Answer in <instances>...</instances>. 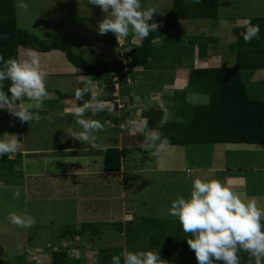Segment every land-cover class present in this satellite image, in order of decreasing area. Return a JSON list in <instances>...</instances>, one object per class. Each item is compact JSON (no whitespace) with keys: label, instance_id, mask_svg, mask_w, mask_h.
Instances as JSON below:
<instances>
[{"label":"rangeland","instance_id":"obj_1","mask_svg":"<svg viewBox=\"0 0 264 264\" xmlns=\"http://www.w3.org/2000/svg\"><path fill=\"white\" fill-rule=\"evenodd\" d=\"M21 4L23 7L20 6ZM172 4L173 0H141L142 9L153 7L156 10L150 23L153 21L159 23L171 10ZM15 8L18 27L41 39H63L72 46L78 56L88 61L126 60V53L129 51L125 46L127 41L122 39L115 43L116 37L113 33L108 32L103 35L98 33V23L105 14L99 6L92 5L87 0H15ZM261 17H264V0H219L218 20L179 22L172 32L184 37V43L168 47L164 40L155 42L157 55L145 69L137 71V85L131 88V91L136 96L142 95L147 98L162 87L165 81L171 79L178 69L188 70L195 64L197 69L209 66L219 68L234 66L236 57L231 51V46L236 43L234 28L236 25H242L245 18L251 20ZM131 36L130 33L128 39ZM194 36H205L217 41L213 47L212 45L208 47L207 60L197 62L198 53L195 46L190 44ZM130 40L133 44L140 42L135 37ZM119 44H122V47ZM56 62H67V60L61 55L57 57ZM61 66L56 68L62 69ZM64 66L66 69L67 65ZM242 76L250 98L264 101V71H245ZM49 79H51L49 84L57 83L56 87H58L60 83L65 91L71 88L67 78ZM63 90L61 93L64 92ZM59 96L57 94L55 101ZM181 96L178 95L180 98ZM208 99L205 94L190 93L187 96V103L205 105ZM57 103L58 101L48 102L43 107L54 108ZM163 104L168 106L167 121H176L175 108H172L174 104L169 101ZM14 120L15 117H11L8 112L0 111V133H2L0 135L20 131ZM50 125L47 134L51 132L62 135L64 130L66 131L64 127L57 133L56 130H52L56 129L55 124ZM73 126L75 131L81 130L78 124L74 123ZM60 128L58 126V129ZM68 131L70 129H67ZM40 132L42 129L38 131ZM58 135L55 139L44 140L45 145L49 142L51 145L53 142H69L70 136L67 133L68 139L59 138ZM107 138L104 142L110 139ZM39 143L42 145L43 141ZM74 143L82 142L75 139ZM140 144L141 142H135L132 146L127 145L130 150L127 166L131 171L129 170L124 177L125 180L121 181V188L118 184L119 177L116 176V179L112 177V179L96 180L97 188L103 187L100 199L103 200L102 202L99 201L97 191L87 189L85 186L80 188L81 192L87 194L89 200H98L92 204V210L87 206L82 209L78 198L80 196L77 195L79 191L73 192L72 182L66 181L70 185L61 188L54 184L53 190L45 194L43 190L35 189L34 181L23 180L20 172L10 174V170L2 168L5 166L4 162L0 163L2 165L0 173L3 174L0 178L3 182L0 185V245L5 250L4 262L50 264L51 253L64 247L69 248L71 258L69 264H97L99 252L104 249H110L112 257L116 255L122 257V253L128 249L119 223H122L127 214L128 218H132L133 215L137 223L148 218L169 220V234L176 246L175 257L182 258V251L184 257L190 256L197 264L194 251L187 244L191 234L185 233L178 219L167 213L172 200L180 195L185 197L189 195L194 178L217 179L225 182L226 174L232 175L234 171L241 169L248 181L249 198H255L257 203H260V198L261 207L264 208V152L260 151L264 150L263 146L262 149L257 148L256 145L174 146L164 152H157L153 147L144 145L143 147ZM138 165H144L146 171H139ZM148 166L150 167L147 168ZM25 181L26 189L23 187ZM17 188L20 189V196L13 198V190ZM75 193L77 196L74 195ZM10 212H15L17 215L28 214L34 217L36 222L30 228L19 227L10 222L8 218ZM88 221L97 225L84 226ZM67 232L69 236H65ZM79 233L81 236L73 237ZM147 238V236L143 237L137 244L141 248L146 247L149 243ZM137 244L136 247H139ZM74 259L80 260L76 262ZM216 264L223 262L218 261Z\"/></svg>","mask_w":264,"mask_h":264},{"label":"trees","instance_id":"obj_2","mask_svg":"<svg viewBox=\"0 0 264 264\" xmlns=\"http://www.w3.org/2000/svg\"><path fill=\"white\" fill-rule=\"evenodd\" d=\"M218 19L219 0H200V3H193L192 0H173L171 10L157 23L160 26L155 33H150L140 44L134 45L128 41L126 48L129 51L126 53L125 61L120 59L106 62L88 61L78 56L72 46L63 39H41L19 28L16 21L15 0H0V56L4 59L19 57L20 48L36 49L39 53L59 51L72 66L95 79L105 78L106 82L112 84L111 79L120 76L121 82H124L127 77L134 75L137 68L145 69L156 57L155 42L164 40L168 47L184 43V37L172 32L179 22ZM251 22L260 25L259 38L245 42L240 35L244 31L242 25H236L233 30L236 37V43L231 46V51L236 57L234 66L225 68L209 66L197 69L195 65H192L189 69L187 90L163 98L164 102L169 101L174 104L172 108H175L176 121H167L161 126L164 110L149 107L143 112L148 128L157 129L166 136L170 141L169 147L264 145V101L250 98L242 76L245 71H264V17L251 19ZM190 44L195 46L198 60H207L208 47L210 45L213 47L217 41L205 36H194ZM4 83L7 88L9 82ZM190 93L207 95L208 103L205 105L188 104L187 96ZM178 95H182L181 98ZM83 101L82 99L78 103H83ZM167 107L164 105L165 110ZM127 153V150L114 148L106 150L104 171L119 172L122 159ZM6 158L5 156L4 160ZM169 223L170 221L165 219L148 218L140 223L133 220L125 224L119 223V225L122 226L120 231L126 238L125 243L129 251L152 250L159 252L161 259L167 261L168 264H195L190 256L184 257L185 254L182 251V258L175 257L176 246L169 234ZM84 226L96 225L85 224ZM65 236H69V233L67 232ZM77 236H81V233L73 235V237ZM145 236L148 237L149 243L141 248L137 243ZM136 244L139 247H136ZM4 255L5 250L0 245V264H6ZM238 256L239 264H255L246 251L239 250ZM50 257V264H69L71 259L68 247L55 250ZM111 258L110 249L101 250L97 264H111ZM74 260L79 262V260Z\"/></svg>","mask_w":264,"mask_h":264},{"label":"clouds","instance_id":"obj_3","mask_svg":"<svg viewBox=\"0 0 264 264\" xmlns=\"http://www.w3.org/2000/svg\"><path fill=\"white\" fill-rule=\"evenodd\" d=\"M99 6L105 14L98 23L97 31L103 35L111 32L118 42L131 33L142 42L150 33H155L160 26L152 21L155 8L142 9L141 0H87ZM200 3V0H192ZM23 7V4L20 5ZM244 31L240 33L245 42L259 38L260 25L253 24L249 18L242 21ZM120 46V45H119ZM122 47V46H120ZM117 78V76H115ZM113 77V78H115ZM48 73L41 65V56L36 49L29 48L23 58L4 59L0 56V110L7 111L20 122H39V111L48 95L46 81ZM5 81L8 86L5 88ZM86 87L93 86L91 80L84 81ZM10 93V94H9ZM74 99L81 101L85 95L82 88L74 91ZM30 103L25 105L24 101ZM19 101V103H17ZM103 100L94 96L71 109L79 131L70 130L68 135L87 143L91 148L100 147L96 143L95 132L104 125L96 119L85 118L86 112L94 116L105 110ZM36 109V110H33ZM165 111L161 126L167 122ZM131 132L147 129L146 121L139 124H122ZM146 147H153L157 152H164L170 146L169 139L159 130H148L145 135ZM21 149V140L16 135H0V157L17 154ZM20 189L13 190V198H19ZM169 216L177 218L183 231L190 233L187 244L194 251L197 264H239L238 251H246L255 264L264 262V209L258 207L255 198H244L227 183L217 179L194 178L187 197L180 195L171 201L167 209ZM8 218L12 224L30 228L35 218L10 212ZM111 264H168L161 259L160 253L152 250H125L111 258Z\"/></svg>","mask_w":264,"mask_h":264},{"label":"crops","instance_id":"obj_4","mask_svg":"<svg viewBox=\"0 0 264 264\" xmlns=\"http://www.w3.org/2000/svg\"><path fill=\"white\" fill-rule=\"evenodd\" d=\"M131 38H134V36L132 35ZM130 39H128V37L124 38V40L127 41L126 43L124 42L125 46H127L128 41L133 44ZM115 43H118L116 39ZM140 43L141 42L135 43L134 45ZM58 53L63 56V54L59 51L40 53L41 59H44L41 61V65L48 73V81H46L48 95L44 99L41 108L33 110L39 111L41 119L39 122H20L19 119L15 117V125L20 127V131L16 133L9 132L8 134L16 135L17 138L21 140V149L17 154L10 157H8L9 154H5L3 157H0V163L4 162L5 165L3 167L0 164V169L2 166L3 169L6 168L10 170V174L20 172L23 176V180L28 179L34 181L33 186L35 189L43 190L45 194L50 193L53 190L52 187L54 184V186H59L61 188L62 186L64 187L66 185H70L69 183L67 184L66 181L72 182L74 187L73 192L79 191L77 195L80 196L78 198L80 199L79 203H81L82 209L87 206L89 210H92V204L96 203L98 200H89L87 194H85V192H81L80 188L85 186L87 189L89 188L97 191L100 197L99 201L102 202L103 200L100 199L102 198L101 191L103 187L97 188L96 180H102L103 178L112 179V177L116 176L119 177L118 184H120L119 186L121 188V181L125 180L124 177L130 170L127 166L128 156L130 155L128 146H132L135 142H141L142 146H145L147 143L145 135L148 130H151L148 126L147 129H134L130 132L127 127L122 128L121 125L130 123L139 124L141 121H146L147 123V119L143 117V112L149 107L166 111L164 109L163 103L165 102L163 101V98L171 97L176 93H181L187 90L190 70L178 69L171 79L165 81L162 87L145 98L142 95L136 96L131 91L133 87L137 85L136 73L137 71H141L142 68H137L134 75L132 77H127L124 82H121L120 76H117V82H115L114 78H112V84H110L106 82L105 78L95 79L91 77L85 72L72 66L68 61L56 62L57 57L61 56ZM25 54L26 49L20 48L19 58H23ZM197 62L202 61L199 60ZM65 64L68 66H66V69L64 68ZM58 66H61L62 69L56 68ZM196 66L197 64H195V67ZM58 76L60 77L59 79L67 78L71 83V88L65 91L61 88L60 83H58V87H56L57 83H48L51 80L49 78L59 80L57 78ZM87 80H91L93 82L92 87L88 88L85 86L84 81ZM77 88H82L85 91V97L83 100H89L94 96L96 99L103 100L106 104L105 110L98 112L94 116L91 112L85 113V118L99 120L104 125L102 130L94 133L96 136V143L100 147L91 148V146H88L87 143L83 142L76 144L74 143L75 139L71 136L69 137L70 140L67 143L53 142L51 145L48 141L49 143L45 145L46 139H55L58 135L51 132L47 134L46 131L50 130L48 129V127L51 126L50 124H55L56 129L52 130H56L57 133H59V130L66 127V131L64 130L62 135H58L59 138H66V133H69V131L67 132V129L75 131V126H73L75 118L72 115L71 109L74 105L78 104V101L74 99L73 95L75 89ZM61 90L64 92L62 91L63 93H61ZM57 94L60 96L55 101ZM87 95H89V98H87ZM57 101L58 103L55 105L56 107L52 108V106H50V108H44L46 103ZM29 103L30 102L27 100L24 101L25 105ZM10 116L14 117L12 115ZM58 126L61 128L58 129ZM41 129L42 132L38 133ZM4 135L7 137V133H4ZM107 137L110 139L107 142H104L108 139ZM40 141H43L44 145H41V143H39ZM261 146L264 147V145H256L259 149H262ZM113 148L118 150H127L128 153L126 157L122 159V167L119 172L107 173L104 171V152ZM260 151L264 152V150ZM5 156L7 157L6 160H4ZM143 166L144 165L137 166L139 171H146ZM149 167L150 166L147 168ZM2 176L3 174L1 172L0 178ZM224 178L225 183L231 186L235 191L242 193L244 198H249V192L247 191L248 181L243 175L241 169L234 171L232 175L226 174ZM2 184L3 182L0 180V185ZM23 187L24 189L27 188L26 181L23 182ZM74 195H76V193ZM259 201L260 203H258V207L262 208V200L260 198ZM125 217L122 221L123 224L133 220L136 221L133 215L132 218H128L127 214ZM85 224L93 225L96 223L88 221V223ZM262 224H264V220H262Z\"/></svg>","mask_w":264,"mask_h":264},{"label":"built area","instance_id":"obj_5","mask_svg":"<svg viewBox=\"0 0 264 264\" xmlns=\"http://www.w3.org/2000/svg\"><path fill=\"white\" fill-rule=\"evenodd\" d=\"M119 45L122 46V44H119ZM114 81L117 82V78L116 77L114 78Z\"/></svg>","mask_w":264,"mask_h":264}]
</instances>
